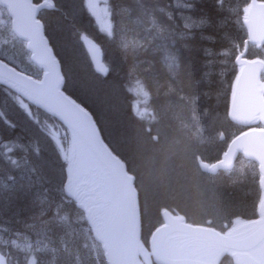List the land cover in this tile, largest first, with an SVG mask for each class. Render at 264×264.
<instances>
[{
  "label": "trees",
  "instance_id": "16d2710c",
  "mask_svg": "<svg viewBox=\"0 0 264 264\" xmlns=\"http://www.w3.org/2000/svg\"><path fill=\"white\" fill-rule=\"evenodd\" d=\"M105 1L110 36L97 28L83 0H55L56 8L38 17L60 62L63 90L92 114L104 141L135 176L143 244L161 223L163 207L219 231L254 218L259 189L253 162L238 157L233 169L211 176L196 164L198 157L215 160L223 150L215 137L222 123H229L247 0H223L222 7L217 0ZM78 33L97 44L110 69L107 76L95 71ZM257 51L250 48L249 57L262 56ZM9 55L0 53V58L39 76L29 60L30 67H24ZM138 84L144 96L135 91ZM10 96L0 85V110L14 125L0 120V228L5 229L0 237L28 235L33 250L42 249L36 253L39 264H105L81 212L61 188L66 163L53 151L61 158L67 132L63 136L56 120L31 106L40 119L34 123ZM231 127L226 139L240 130ZM9 142L12 151L4 146ZM11 251L23 264L21 254ZM220 264L232 263L225 255Z\"/></svg>",
  "mask_w": 264,
  "mask_h": 264
},
{
  "label": "water",
  "instance_id": "95a60500",
  "mask_svg": "<svg viewBox=\"0 0 264 264\" xmlns=\"http://www.w3.org/2000/svg\"><path fill=\"white\" fill-rule=\"evenodd\" d=\"M33 3L36 2L33 1ZM261 3H264V0H256L257 12L261 11L259 8ZM1 6L6 9L9 16L7 7L5 5ZM10 27L18 38L25 41L30 61L41 70L38 79H43L42 66L34 57L27 39L14 30L11 20ZM243 27L246 38L242 51H238L237 55L244 52V58L249 59L246 57L248 46L254 45L259 48L263 44L260 42L256 44L249 43L245 49L244 44L248 40V34L246 27L244 25ZM41 35L46 38L45 44L50 45L44 33V28ZM88 50L95 68L104 66L99 49L95 45L89 44ZM51 51L53 52L52 47ZM256 58L259 57L252 59ZM234 64L237 66V75L239 66L236 64L235 59ZM255 67L249 66L244 76L241 77V83L237 85L233 111L239 115L247 113L249 102L244 96L243 84ZM57 71L62 73L60 62L57 64ZM262 73L263 71L260 72V79ZM235 77L231 86L227 117L231 122L245 127V129L229 140L219 159L209 163L199 158L197 159V165L200 171L215 174L219 170L231 169L240 154L244 159L256 164L260 200L264 198V185L260 183V177L264 173L261 172L254 158L247 157L240 152L234 153L233 151L236 144L256 139L255 133L249 132L251 128L249 125L241 123L230 116L232 88ZM62 87L63 82L61 90L71 97ZM77 103L80 104L79 102ZM38 109L64 126L57 117L41 108ZM244 132H249V135L246 137L242 136L241 134ZM98 134L101 137L99 131ZM75 149L74 166L68 172L67 179L63 183V189L75 202L77 208L83 212L84 220L90 228L92 237L103 251L106 264H151L152 262L154 264H220V260L224 255L230 257L232 264H264V253L260 252L255 243L258 225L250 223L258 219V207L256 208V218L237 222L224 232H220L210 226L189 223L183 215L174 214L167 209H163L161 210L162 224L152 231L148 245L145 247L140 239V216L133 175L127 171L123 161L111 152L105 142L102 155L84 153L80 150L79 145ZM229 160L231 161L230 165L228 164ZM260 223L264 224V221Z\"/></svg>",
  "mask_w": 264,
  "mask_h": 264
},
{
  "label": "snow or ice",
  "instance_id": "6c2138e0",
  "mask_svg": "<svg viewBox=\"0 0 264 264\" xmlns=\"http://www.w3.org/2000/svg\"><path fill=\"white\" fill-rule=\"evenodd\" d=\"M222 4L223 0H217L218 7H222ZM0 5L7 7L14 30L27 39L34 57L43 70V79H33L32 76L26 75L23 71H18L17 67L10 66L9 63L0 60V84L7 86V89L11 92L10 99L34 123H38V119L34 116L31 106L41 108L57 117L70 134L69 142L74 148L79 145L80 150L84 153L102 155L104 141L98 134L99 130L95 126L91 113L61 90L63 75L57 71L59 61L51 51V46L45 44L46 38L41 35L44 25L42 20L37 18V14L41 9H55V0H36V3H33V0H0ZM188 7L191 8L192 5L189 4ZM256 8V0H251L241 9V21L248 34V40L244 44L245 49L249 43L256 44L260 42L264 44V3L259 5L260 12H257ZM2 22L0 21V23ZM109 29L107 35L110 36L111 25H109ZM78 36L81 43L87 38L86 34L81 35L78 33ZM244 55L245 53L241 52L235 58V62L239 66V72L235 77L232 88L230 116L249 126L264 125V81L260 79V72L264 71V59L249 60L245 59ZM168 59L171 63L175 62V57H168ZM249 66H256L243 84V93L249 102V106L246 114L239 115L233 111L236 88L241 83V77L244 76ZM95 70L104 76H107L110 72V69L104 66ZM0 120L8 123L10 127H14L10 121L6 120V113L2 110H0ZM249 132L255 133L256 139L236 144L233 151L254 158L261 172L264 173V126L251 127ZM249 132H244L241 135L246 137ZM49 138L51 139V137ZM4 146L8 147L10 151L14 150L11 142ZM61 151L67 166L69 161L68 152L66 148H62ZM228 164H231L230 160ZM260 183L264 185V175H261ZM257 207L258 219L250 223L258 225L255 243L260 252L264 253V224L260 223L264 221V198L258 201ZM4 232L5 229L0 228V233ZM11 250L21 254L23 264H39L36 253L42 251V249L33 250L32 244L27 238H23V243H21L19 237L8 241H4L0 237V264H21V258L14 256Z\"/></svg>",
  "mask_w": 264,
  "mask_h": 264
},
{
  "label": "rangeland",
  "instance_id": "374dc122",
  "mask_svg": "<svg viewBox=\"0 0 264 264\" xmlns=\"http://www.w3.org/2000/svg\"><path fill=\"white\" fill-rule=\"evenodd\" d=\"M105 3V4H104ZM83 5L86 6L87 10L89 11V13L94 17L95 22L97 24V26L99 27V29L101 31H103L104 33H108L109 32V25H110V19H109V12H108V8H107V4L105 0H83ZM9 19H7V16L4 12V9L2 7H0V21H3L2 23H0V53L1 54H5V55H9L10 58L16 62L17 64L21 65L24 67H30L27 66L28 63V52L24 53V43L22 40H18L12 33H10V29H9ZM242 46V45H241ZM240 46V47H241ZM254 50H258L257 53H263L262 57H264V47L261 49H255ZM9 53V54H8ZM26 60V63H25ZM263 77H264V72H263ZM135 91H137L138 93L142 94V96H144L145 91L142 90V86L141 85H136L135 87ZM138 102H142V97L137 99ZM144 109H140L137 112L141 113L143 112ZM146 129V128H145ZM229 132H232V127L230 123H222V125L219 127V131L216 133V137L217 139H215L216 141H220L222 142V144L225 146V140L226 137ZM223 133V138L220 139L219 134ZM58 140H57V144H59V139L60 136L59 134H57L55 136ZM70 139H67V143L65 142V147H66V151L68 152L69 155V159H71V161L73 162L75 160V149L73 147V145L69 142ZM63 142V141H62ZM50 146L53 148L57 147L56 144H52V142L50 141ZM54 153V157L57 158V160H64L63 159V155L61 153V158H58V153L55 154ZM211 176V175H209ZM20 238V242L23 243V238H27L28 241L31 243V240L29 238L28 235H17L16 238ZM101 252V251H100Z\"/></svg>",
  "mask_w": 264,
  "mask_h": 264
},
{
  "label": "bare ground",
  "instance_id": "6f19581e",
  "mask_svg": "<svg viewBox=\"0 0 264 264\" xmlns=\"http://www.w3.org/2000/svg\"><path fill=\"white\" fill-rule=\"evenodd\" d=\"M105 4V3H104ZM86 11V10H85ZM239 15V14H238ZM92 21V20H91ZM83 31V30H82ZM89 35V34H88ZM79 37V36H78ZM94 37V36H93ZM79 39V38H78ZM91 40V39H90ZM244 40H245V38L243 39V41H242V44L241 43H237L236 44V47H237V50L240 48V46L241 45H243V43H244ZM97 45V44H96ZM81 48V47H80ZM104 60V59H103ZM102 60V57H101V61H102V63L104 64V66L106 67V65H105V62ZM94 69H96V68H94ZM96 71V70H95ZM97 72V71H96ZM133 79V78H132ZM140 81V80H139ZM129 82H130V80H129ZM137 82V81H136ZM142 82V81H141ZM144 82V81H143ZM126 84V83H125ZM139 85V84H138ZM124 86V85H123ZM129 86H130V84H129ZM124 87H126V86H124ZM128 88V87H127ZM66 90V89H65ZM130 90H131V87H130ZM126 92V91H125ZM135 92V91H134ZM130 94V93H129ZM131 95V94H130ZM128 97V96H127ZM134 97V96H133ZM10 98V97H9ZM140 98V97H139ZM128 100V99H127ZM126 100V101H127ZM147 100V99H146ZM128 102V101H127ZM2 103V102H1ZM146 105V104H145ZM130 106V105H129ZM147 106V105H146ZM143 107H144V105H143ZM143 107H142V109H143ZM15 108V107H14ZM149 109V108H148ZM147 109V110H148ZM39 113V112H38ZM135 113V112H134ZM142 113V112H141ZM145 113V112H144ZM135 114H137V113H135ZM26 116V115H25ZM136 117V116H135ZM28 118V117H27ZM137 118V117H136ZM48 119V118H47ZM40 120V119H39ZM38 120V121H39ZM34 125V124H33ZM10 127V126H9ZM38 129V128H37ZM7 131V130H6ZM220 137V136H219ZM10 139V138H9ZM2 142V141H1ZM7 156V155H6ZM10 156V155H9ZM9 159V158H8ZM26 159V158H25ZM18 161V160H17ZM9 163V162H8ZM11 165V164H10ZM1 166V165H0ZM5 167V166H4ZM16 168V167H15ZM26 168V167H25ZM13 169V168H12ZM20 169V168H19ZM1 171V170H0ZM14 171V170H13ZM18 179V178H17ZM62 183H64L65 181H66V179L63 177V173H62ZM9 181V180H8ZM2 221V220H1ZM44 229V228H43ZM32 231H33V229H32ZM31 231V232H32ZM45 231V230H44ZM34 232V231H33ZM45 233V232H44ZM23 234V233H22ZM27 234V233H26ZM37 234H38V232H37ZM51 235V234H50ZM43 236V235H42ZM72 237V236H71ZM42 238V237H41ZM44 238V237H43ZM47 238V237H46ZM46 241V240H45ZM70 242V241H69ZM75 242V241H74ZM52 245V244H51ZM68 246V245H67ZM39 256V255H38ZM55 256V255H54ZM78 258V257H77ZM84 259H85V257H84ZM87 260H88V258H87ZM60 261V260H59ZM85 261V260H84ZM55 262V261H54ZM82 263V262H81ZM78 264V263H77Z\"/></svg>",
  "mask_w": 264,
  "mask_h": 264
}]
</instances>
